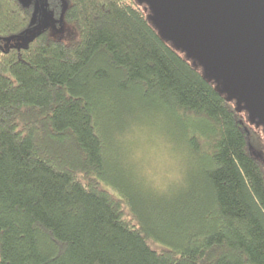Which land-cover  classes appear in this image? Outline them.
<instances>
[{
  "label": "trees",
  "instance_id": "1",
  "mask_svg": "<svg viewBox=\"0 0 264 264\" xmlns=\"http://www.w3.org/2000/svg\"><path fill=\"white\" fill-rule=\"evenodd\" d=\"M48 3L51 27L5 49L33 7L0 0V264H264L262 141L235 100L162 37L146 4ZM138 97L204 122L207 136L185 128L201 165L188 196L151 200L152 226L100 182L113 190L100 117L116 121Z\"/></svg>",
  "mask_w": 264,
  "mask_h": 264
},
{
  "label": "water",
  "instance_id": "2",
  "mask_svg": "<svg viewBox=\"0 0 264 264\" xmlns=\"http://www.w3.org/2000/svg\"><path fill=\"white\" fill-rule=\"evenodd\" d=\"M147 5L149 17L164 39L200 65L206 78L218 83L236 110L245 112L251 124L264 133V0H137ZM30 7L32 0H19ZM51 27L53 12L48 0H40ZM31 26L13 47L27 46L39 33ZM257 158L259 157L252 150Z\"/></svg>",
  "mask_w": 264,
  "mask_h": 264
},
{
  "label": "rangeland",
  "instance_id": "3",
  "mask_svg": "<svg viewBox=\"0 0 264 264\" xmlns=\"http://www.w3.org/2000/svg\"><path fill=\"white\" fill-rule=\"evenodd\" d=\"M132 96L137 98L135 94ZM135 108L136 112L133 111ZM118 114L116 121L110 112L100 117L104 150L109 159L106 178L113 190L104 183V179H100V182L105 189L127 200L129 211L137 220L149 223L151 213L147 211L153 212L151 200L167 206L177 198L189 195L201 164L196 156L190 154L183 136L184 130L188 128L189 137L196 135L205 145V123L194 118L182 123L168 107L139 97L131 103L124 100ZM240 114L247 119L245 112ZM136 195L142 198L143 204L136 202ZM149 224L152 226V223ZM151 229L156 231L157 224ZM156 233L165 235L161 230ZM150 240L151 243L156 241L153 236ZM151 246L159 249L154 244Z\"/></svg>",
  "mask_w": 264,
  "mask_h": 264
},
{
  "label": "flooded vegetation",
  "instance_id": "4",
  "mask_svg": "<svg viewBox=\"0 0 264 264\" xmlns=\"http://www.w3.org/2000/svg\"><path fill=\"white\" fill-rule=\"evenodd\" d=\"M38 1L39 6H37L36 8V14L34 17V21H33V25L31 27V31H37L39 32L44 25L48 24L46 21V17L44 15V11L42 8V5L40 4V0H32L31 6L34 7L36 5V2ZM34 10V9H33ZM16 44V40H12L10 43L7 44H3V47L5 49H8L9 47L13 46ZM253 127L255 128L256 132L260 133V136L263 140V149H261L262 151L257 152L256 154L259 156L258 158L260 160L264 161V138L262 137V127L261 126H257L256 124H253Z\"/></svg>",
  "mask_w": 264,
  "mask_h": 264
}]
</instances>
